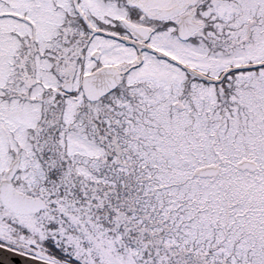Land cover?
<instances>
[{
    "label": "snow or ice",
    "instance_id": "1",
    "mask_svg": "<svg viewBox=\"0 0 264 264\" xmlns=\"http://www.w3.org/2000/svg\"><path fill=\"white\" fill-rule=\"evenodd\" d=\"M0 264H264V0H0Z\"/></svg>",
    "mask_w": 264,
    "mask_h": 264
}]
</instances>
